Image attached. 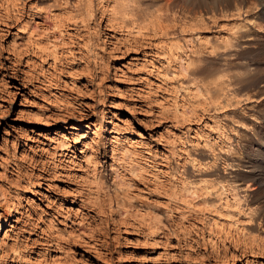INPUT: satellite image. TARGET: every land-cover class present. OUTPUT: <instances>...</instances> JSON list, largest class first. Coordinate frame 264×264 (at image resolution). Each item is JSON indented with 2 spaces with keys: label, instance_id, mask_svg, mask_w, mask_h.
I'll list each match as a JSON object with an SVG mask.
<instances>
[{
  "label": "rangeland",
  "instance_id": "obj_1",
  "mask_svg": "<svg viewBox=\"0 0 264 264\" xmlns=\"http://www.w3.org/2000/svg\"><path fill=\"white\" fill-rule=\"evenodd\" d=\"M263 91L260 0H0V264H264Z\"/></svg>",
  "mask_w": 264,
  "mask_h": 264
},
{
  "label": "bare ground",
  "instance_id": "obj_2",
  "mask_svg": "<svg viewBox=\"0 0 264 264\" xmlns=\"http://www.w3.org/2000/svg\"><path fill=\"white\" fill-rule=\"evenodd\" d=\"M260 3L262 4V5H264V0H260ZM263 87V86H262ZM259 97V99L260 98H264V91L263 92H260L258 95H256V96H254V98H258ZM255 99V100H256ZM251 108V107H250ZM250 108L248 109V110H250ZM256 111V109L255 108H253V111ZM253 111H251V113L253 112ZM254 114V113H253ZM232 144V143H231ZM202 155H203V153H202ZM227 161V160H226ZM228 163L230 164H234V162H233V160H231V161H228ZM226 166V165H225ZM251 167H250V169H249V171H252V170H257L258 172H257V175H256V182L254 183H250V184H248V185H246V187H245V189H247V190H251V192H252V190L253 189H255V188H258V187H260V186H264V170H262V169H260V167L258 166V168L254 165V164H251L250 165ZM263 169H264V167H263ZM214 173H218V170H214L213 171ZM212 172V173H213ZM211 173V172H210ZM213 173V174H214ZM255 174V173H254ZM215 177V175H212V176H210V178L211 177ZM213 177V178H214ZM217 177V176H216ZM212 180V179H211ZM215 180V179H214ZM250 192V193H251ZM247 205H248V207L250 208L251 207V205L249 204V203H247ZM253 207V206H252ZM256 208V207H255Z\"/></svg>",
  "mask_w": 264,
  "mask_h": 264
}]
</instances>
